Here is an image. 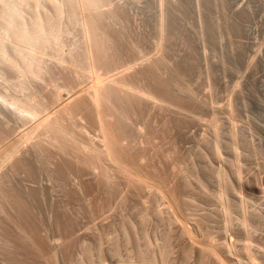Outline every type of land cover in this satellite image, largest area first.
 Returning a JSON list of instances; mask_svg holds the SVG:
<instances>
[{
  "label": "bare ground",
  "instance_id": "bare-ground-1",
  "mask_svg": "<svg viewBox=\"0 0 264 264\" xmlns=\"http://www.w3.org/2000/svg\"><path fill=\"white\" fill-rule=\"evenodd\" d=\"M133 1L141 4V0ZM194 1L200 14V40L206 50L208 27L201 15L203 1L225 11L227 0ZM153 3L154 33L133 37L130 29L135 16L131 15L124 0H0V228L5 230L0 251L9 264H24L27 256H37V245L44 250L49 248L39 232L35 204L42 202L56 188H60L68 200L71 197L67 179L74 171L69 166L70 158H65L66 153L82 154L86 160L83 170L97 173L100 184L113 192L116 191L113 183L116 177L124 179L136 191H149L153 197H161L168 203L173 217H163L156 208L157 218L165 225L174 221L181 223L186 238L196 235L186 228V219L179 214V192L167 190L147 169L151 163L147 154L153 149L156 134L152 122L144 114L152 108L161 112L160 124L167 134L173 126L181 125L183 117L198 120L199 109L198 96L188 81L189 70L196 61L193 50L189 47L191 57L184 56L180 60L169 56V44L180 36L177 20L182 14L175 8L185 9V6L181 0H153ZM172 11L174 16H171ZM146 43L151 44L149 51L144 48ZM118 68L123 70L111 76V71ZM206 74L213 86L210 67ZM80 83H85V87L62 102L65 92L70 93ZM128 109L136 111L134 117ZM167 110L174 114L170 122H167ZM210 114L217 118L215 110ZM228 115L234 139L230 147L235 159L227 161V168L240 177L242 152L232 123V112ZM215 124H212L214 136L206 139L203 151H211L220 157L226 143L219 133V124ZM90 129H94L95 136L91 135ZM259 147L248 144L256 157L263 153ZM211 167L207 172L211 179L218 181V193L206 192L202 188H205L202 182L205 180H201L195 170L194 179L201 184L202 195L219 203L225 229L228 230L231 223L241 225L240 242L244 245L237 249L232 242L217 246L209 241L199 249L200 264H206L208 259H213L216 264H236L222 250L236 255L241 261L247 256L250 264H264L258 252L250 249L249 242L254 239L251 233L256 232L257 225L244 210L246 187L233 182L228 169H219L214 163ZM258 177L255 176V182L260 190L264 186V177ZM232 191L241 197L240 202L224 198ZM68 200L53 204V211L50 210L53 223L66 237L72 226L64 212ZM235 209L243 210L242 218L234 217ZM146 217L145 214L143 222ZM171 231L164 229L155 241L145 232L147 246L141 244L133 231L138 258L145 263L156 261L159 253L164 262L170 255ZM158 241L157 253L152 252L151 247ZM256 247L264 251L259 243Z\"/></svg>",
  "mask_w": 264,
  "mask_h": 264
},
{
  "label": "rangeland",
  "instance_id": "rangeland-1",
  "mask_svg": "<svg viewBox=\"0 0 264 264\" xmlns=\"http://www.w3.org/2000/svg\"><path fill=\"white\" fill-rule=\"evenodd\" d=\"M181 1L185 9L177 6L175 8L177 11L181 10L182 14V16L178 15L177 20L180 36L169 44V56L174 60H180L190 55L187 50L189 47L193 50L196 61L189 70L188 81L198 96L199 109L196 115L198 120L183 117L181 125L173 126L166 134L160 124L162 113L153 108L149 109L144 117L152 122L156 140L152 144L153 149L147 154L151 162L147 169L167 190L179 192L181 199L178 205L179 214L186 219V228L196 234L197 237L194 235L193 237L197 240L187 235V238L185 237L181 223L174 221L170 225L168 222L165 225L159 217L157 218L154 213L156 208H159L157 210L163 217H173L168 203L166 204L161 197H153L149 191H136L124 179L116 177L113 178L116 187V191L113 192L100 184L97 173L83 170L86 160L82 154L65 152V158L66 160L70 158L69 166L74 171V174L67 179L70 188L68 193L71 197L68 200L60 192V188H56L51 190L42 202L35 204L39 232L46 239L49 248L44 250L41 245H37L39 247H37L39 250L37 256H27L24 264H148L150 261V264H200L201 254H198L201 253L200 247L204 248L209 241L216 243L217 246L233 243L232 245L239 249L244 245L240 242L243 228L235 222L237 224L231 223L228 230L225 229L224 214L219 203L202 195L199 189L201 184L194 179L196 171L201 180H205L202 181L205 188L201 187L206 192L218 193V181L211 179L207 172L212 169L213 163L217 164L219 169H228L231 180L236 184L240 182L241 186L246 187L244 210L247 217L255 223V226L257 225V233L255 231L254 234L251 233L255 242L251 238L250 249L251 247L255 249L260 258L264 259V251L256 247L258 243L264 247V186L263 189L258 190L255 182L257 179L255 176L264 177V0H227L225 11L209 6L203 1L201 15L208 27L206 50L200 40L198 25L200 14L195 7V1ZM124 2L129 5L131 15L135 16L132 18L130 35L136 37L149 32L153 34L155 31L153 0H141L142 5L135 4L133 0H124ZM171 10L172 8H169V11ZM172 15H175L174 11L171 12ZM150 47L149 43L144 45L146 51H149ZM207 67L213 72V86L210 85L206 74ZM122 70L123 68L113 69L110 75L116 76ZM83 87L85 83L76 84L73 91L65 92L62 102ZM61 103L55 105L54 109H57ZM213 110L216 111L217 118H212L210 113ZM128 112L131 117L135 116L136 111L128 109ZM228 112H232V123L236 127L239 150L242 152L239 159L240 177L234 170L227 168V161L235 159L230 147L234 139L230 133L231 120ZM173 117L174 114L167 110V122ZM213 123L219 124V133L226 143L222 149L223 155L221 154L220 157L211 151L205 153L203 151L206 139L214 136ZM81 124L88 126L86 122ZM90 131L91 135H96L94 129ZM250 143L257 147L261 146L259 147L263 152L260 153L261 157L252 155L248 148ZM150 198L152 202L149 204ZM224 198L227 201L229 199L241 201V197L234 191L226 193ZM65 199L68 200V204L64 206V212L72 224L69 237L65 236L61 228L55 226L52 220L53 212L50 211H53L51 208L53 204L59 205L62 201H66ZM145 214L147 217L143 222L142 218ZM242 216V209L234 210L235 218ZM164 229L172 230L174 236L171 235L168 258L162 262V257L158 253L156 261L149 260L145 263V260L139 259L134 232L143 245V243L147 244L145 238L147 232L155 241ZM4 231L1 227L0 244L1 239L4 238ZM28 236L30 237V234ZM209 236L212 237L208 239ZM159 243L160 241L151 247L152 252L155 250L157 253L159 248L156 244ZM146 244L145 246L148 245ZM1 253L0 251V264H9ZM222 253L236 264H250L249 258L245 255L244 260L241 261L236 255H231L227 251L222 250ZM208 260L206 264H216L213 259Z\"/></svg>",
  "mask_w": 264,
  "mask_h": 264
}]
</instances>
